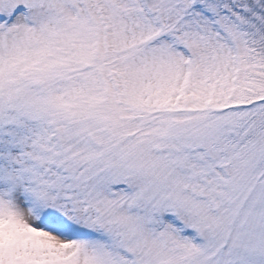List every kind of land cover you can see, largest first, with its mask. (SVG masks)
Wrapping results in <instances>:
<instances>
[{
    "label": "snow or ice",
    "instance_id": "obj_1",
    "mask_svg": "<svg viewBox=\"0 0 264 264\" xmlns=\"http://www.w3.org/2000/svg\"><path fill=\"white\" fill-rule=\"evenodd\" d=\"M0 264H264V0H0Z\"/></svg>",
    "mask_w": 264,
    "mask_h": 264
}]
</instances>
